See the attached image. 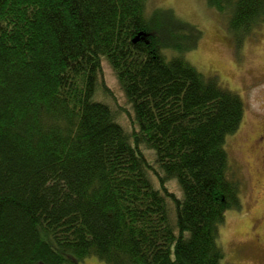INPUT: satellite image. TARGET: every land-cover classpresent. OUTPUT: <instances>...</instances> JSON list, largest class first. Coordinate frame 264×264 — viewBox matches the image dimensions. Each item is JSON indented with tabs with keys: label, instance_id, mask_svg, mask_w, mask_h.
Returning a JSON list of instances; mask_svg holds the SVG:
<instances>
[{
	"label": "trees",
	"instance_id": "1",
	"mask_svg": "<svg viewBox=\"0 0 264 264\" xmlns=\"http://www.w3.org/2000/svg\"><path fill=\"white\" fill-rule=\"evenodd\" d=\"M148 1L0 0V264H235L219 232L244 100ZM208 2L239 42L264 25V0Z\"/></svg>",
	"mask_w": 264,
	"mask_h": 264
},
{
	"label": "rangeland",
	"instance_id": "2",
	"mask_svg": "<svg viewBox=\"0 0 264 264\" xmlns=\"http://www.w3.org/2000/svg\"><path fill=\"white\" fill-rule=\"evenodd\" d=\"M159 8H171L202 32L195 48L187 52V59L206 76L216 75L222 86L244 100L242 124L225 143L233 172L242 181L241 205L226 211L219 241L226 253L224 261L264 264V25L240 44L227 25L226 15L208 0L148 1L149 12ZM103 70L116 99L127 108V98L106 61ZM172 182L178 185L176 180ZM79 264L109 263L93 255Z\"/></svg>",
	"mask_w": 264,
	"mask_h": 264
},
{
	"label": "water",
	"instance_id": "3",
	"mask_svg": "<svg viewBox=\"0 0 264 264\" xmlns=\"http://www.w3.org/2000/svg\"><path fill=\"white\" fill-rule=\"evenodd\" d=\"M137 39H135V41H136Z\"/></svg>",
	"mask_w": 264,
	"mask_h": 264
}]
</instances>
